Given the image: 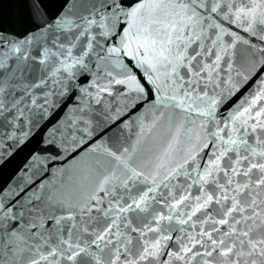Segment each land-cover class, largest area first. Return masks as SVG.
<instances>
[{
    "label": "snow or ice",
    "instance_id": "1",
    "mask_svg": "<svg viewBox=\"0 0 264 264\" xmlns=\"http://www.w3.org/2000/svg\"><path fill=\"white\" fill-rule=\"evenodd\" d=\"M33 7L0 28V264H264V0Z\"/></svg>",
    "mask_w": 264,
    "mask_h": 264
},
{
    "label": "water",
    "instance_id": "2",
    "mask_svg": "<svg viewBox=\"0 0 264 264\" xmlns=\"http://www.w3.org/2000/svg\"><path fill=\"white\" fill-rule=\"evenodd\" d=\"M41 9L47 8L49 13L56 10L57 0H0V28L10 31L21 32L26 28L32 27L33 12L35 11L33 5ZM109 136L114 137V146L119 147L125 143L131 136L135 139L134 133L125 131L121 135L120 131L114 129L109 133ZM14 164L0 169V183L7 181L12 175Z\"/></svg>",
    "mask_w": 264,
    "mask_h": 264
}]
</instances>
